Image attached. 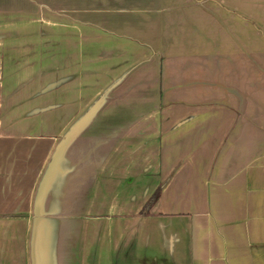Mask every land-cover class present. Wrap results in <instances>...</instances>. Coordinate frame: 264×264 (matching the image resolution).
Wrapping results in <instances>:
<instances>
[{
    "label": "crops",
    "instance_id": "crops-1",
    "mask_svg": "<svg viewBox=\"0 0 264 264\" xmlns=\"http://www.w3.org/2000/svg\"><path fill=\"white\" fill-rule=\"evenodd\" d=\"M16 10L42 14L54 65L0 66V264H34L40 182L107 90L46 194L37 264H264V0H0L1 42L28 31Z\"/></svg>",
    "mask_w": 264,
    "mask_h": 264
},
{
    "label": "rangeland",
    "instance_id": "rangeland-1",
    "mask_svg": "<svg viewBox=\"0 0 264 264\" xmlns=\"http://www.w3.org/2000/svg\"><path fill=\"white\" fill-rule=\"evenodd\" d=\"M24 11L23 10H16L15 18L16 22L19 23L20 28L23 27V24L21 23L24 19ZM37 15V18H36ZM36 15H33L31 19H34L31 23H26L25 27L28 29L24 34H22V30H20L19 33L15 34V41H12L10 43L1 42L0 40V66L2 67H9V68H19V67H30L31 69L28 70L25 74V80L33 82H38L39 74L37 72L39 66L44 65H54V59L53 56L50 57V55H53L52 53H48L47 60L43 63L41 57V53H38V51L42 48H39L38 41L35 40L36 36H30L31 31H34V29H31V25L37 26L40 23V17L39 12H36ZM36 30V29H35ZM34 35L37 33H33ZM34 38V39H33ZM9 52V53H7ZM12 71V70H11ZM3 72V71H2ZM5 72V69H4ZM3 76L6 77L7 73H2ZM21 79V76L20 78ZM19 79H16L19 80ZM4 80V79H3ZM2 81V80H1ZM21 81H23L21 79ZM135 80L132 76L131 80H129L128 84L126 83L121 89L114 91L112 94L110 107L111 109L114 108V112H124V113H132L133 112V105L136 99V93L134 88ZM131 88H129V86ZM140 94H138L139 96ZM126 107V108H125ZM131 110V112H130Z\"/></svg>",
    "mask_w": 264,
    "mask_h": 264
},
{
    "label": "water",
    "instance_id": "water-1",
    "mask_svg": "<svg viewBox=\"0 0 264 264\" xmlns=\"http://www.w3.org/2000/svg\"><path fill=\"white\" fill-rule=\"evenodd\" d=\"M109 90L105 91L88 109L87 111L68 129L61 141L57 144L52 157L49 161L47 169L38 187L34 202V223H33V233H32V259L34 264L38 263L39 260V243L43 216V204L46 194L54 180L56 172L58 171L59 165L63 159V156L76 138V136L86 127L90 122L92 117L101 107L104 97Z\"/></svg>",
    "mask_w": 264,
    "mask_h": 264
},
{
    "label": "trees",
    "instance_id": "trees-1",
    "mask_svg": "<svg viewBox=\"0 0 264 264\" xmlns=\"http://www.w3.org/2000/svg\"><path fill=\"white\" fill-rule=\"evenodd\" d=\"M159 195H160V189H157L155 191V193L152 195V197L150 198V200L147 202L145 208L155 204L157 202L158 198H159ZM142 213H145V209H144V211Z\"/></svg>",
    "mask_w": 264,
    "mask_h": 264
}]
</instances>
